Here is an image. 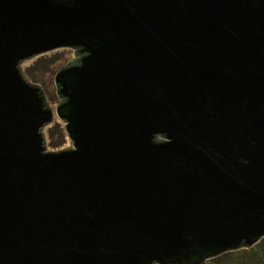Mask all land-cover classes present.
<instances>
[{"label":"water","instance_id":"95a60500","mask_svg":"<svg viewBox=\"0 0 264 264\" xmlns=\"http://www.w3.org/2000/svg\"><path fill=\"white\" fill-rule=\"evenodd\" d=\"M63 47L52 109L24 60ZM263 236L264 0H0V264H207Z\"/></svg>","mask_w":264,"mask_h":264},{"label":"rangeland","instance_id":"374dc122","mask_svg":"<svg viewBox=\"0 0 264 264\" xmlns=\"http://www.w3.org/2000/svg\"><path fill=\"white\" fill-rule=\"evenodd\" d=\"M75 50V48L71 47L56 48L24 60L26 76L46 89L52 109H54L61 101V97H59L56 92L57 86L54 82V74L60 67L71 64L75 61L76 57L79 56ZM50 126L53 127L55 131L58 129L61 134H65L63 142L57 148H51L47 145V142L49 141L48 128ZM42 132L44 133L46 141V150L56 151L72 146V142L68 138L64 129V121L55 114L53 120L48 125H44ZM52 137L53 139L57 138V134L53 133ZM215 261H217V259L211 257L203 262L211 264Z\"/></svg>","mask_w":264,"mask_h":264},{"label":"trees","instance_id":"16d2710c","mask_svg":"<svg viewBox=\"0 0 264 264\" xmlns=\"http://www.w3.org/2000/svg\"><path fill=\"white\" fill-rule=\"evenodd\" d=\"M56 130L51 126L48 128L49 141L47 145L51 148H57L63 142L65 136V134L59 132L60 130ZM53 133L57 134V138L53 139ZM213 258L217 261L211 264H264V236L253 245L226 251Z\"/></svg>","mask_w":264,"mask_h":264}]
</instances>
